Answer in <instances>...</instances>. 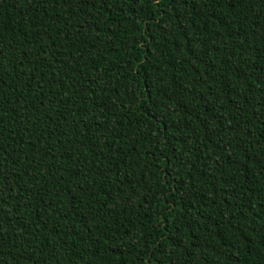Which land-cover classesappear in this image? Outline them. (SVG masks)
Wrapping results in <instances>:
<instances>
[{"label":"trees","instance_id":"obj_1","mask_svg":"<svg viewBox=\"0 0 264 264\" xmlns=\"http://www.w3.org/2000/svg\"><path fill=\"white\" fill-rule=\"evenodd\" d=\"M0 264H264V0H0Z\"/></svg>","mask_w":264,"mask_h":264}]
</instances>
